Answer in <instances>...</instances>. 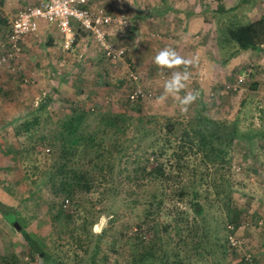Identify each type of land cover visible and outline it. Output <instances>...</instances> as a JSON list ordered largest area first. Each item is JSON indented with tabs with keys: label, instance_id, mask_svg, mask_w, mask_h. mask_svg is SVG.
Here are the masks:
<instances>
[{
	"label": "rangeland",
	"instance_id": "374dc122",
	"mask_svg": "<svg viewBox=\"0 0 264 264\" xmlns=\"http://www.w3.org/2000/svg\"><path fill=\"white\" fill-rule=\"evenodd\" d=\"M217 1L214 0L208 5L215 6ZM231 2L229 1V4ZM256 2L257 5H254ZM88 3L101 4L102 2L89 0ZM240 3L242 4L237 9L219 12L221 15L223 14L217 25V39L220 47L224 45H229L228 48L231 47L230 44L221 42L224 37L223 31L227 25L245 23L264 14L262 8L264 0L255 2L240 0ZM252 5H254L253 8ZM255 8L258 10L255 11ZM109 10L113 13L123 10L128 15V10L120 7L118 2ZM240 14L242 16H239ZM128 18L130 26L127 28L116 26L109 28L108 41L112 45L125 48V51L117 58L108 57L94 37L86 32L85 38L75 40L74 44L68 48L56 47L54 53L60 52L56 63L49 60V63L44 66H28V64L24 65L25 60L23 61L21 55L20 67L17 71H10L6 67L0 68V199L15 207L18 220H14L13 224L15 221L19 223L18 228L15 225L12 227L0 213V256L5 257L0 258V262L10 260L15 264H43L41 257L31 260L23 254L25 239L21 229L27 230L32 236L42 240L49 250H54L53 248L61 243V240L55 238V233L52 231L49 203L53 201L59 204L62 194L53 195L44 183H35L34 179L39 178L42 174V152L40 151L36 158V161L39 162L37 167L27 166L24 161L26 151L23 147L29 143L28 139L32 137L16 134L14 131L15 127L26 117L24 107L26 101L35 99L38 104L41 99L50 97L47 104L50 116H46L44 114L46 111H44L40 121V127L44 126L45 128L54 125L57 118L69 110L70 97H73L76 103L93 105L91 104L93 99L86 96L89 89H95L94 93L99 94L100 98L97 103L103 107L119 108L123 106L134 112L131 105L133 102L130 103L126 94L129 93L131 87L132 82L129 74L132 72L138 74L140 85L152 91L151 95L135 104L141 113H165L186 119L192 117L195 110L199 109L198 103L202 101L199 98L189 107L186 114H181L178 103L172 97H168L164 101L159 99L163 91L162 85L171 70L166 72V69L153 68V56L146 59V55L153 50L149 48L143 38L133 34L132 20L129 15ZM192 38L196 40L194 35ZM142 42L146 47L148 46L146 49L141 47ZM194 45L197 44L194 42L190 47L196 53ZM222 49L219 48V52L216 54L218 58L215 59L224 61L223 58L227 56L228 52ZM188 51L191 52L190 49ZM34 53L35 58L38 57V52ZM49 56L48 51L47 59ZM251 62L244 64L241 69L247 68ZM251 66L252 72L247 74L241 85L242 89L243 87L245 89L248 83V88L251 91L248 94L242 93L243 89L236 98V102L244 99L246 94H250L252 98L248 99L246 96L247 101H251L252 106L255 104L257 106L263 103L262 99H264V68L255 69L254 63ZM255 74H258L257 78H255ZM229 76L230 78L225 80L226 82L233 81L235 75L231 73ZM24 77H27L28 80L24 81ZM121 77L131 83L118 84ZM99 79L102 82H98ZM252 82L256 84L255 87L251 86ZM110 83L111 86H109ZM196 84L195 82L189 83V88L196 91L199 86ZM222 90L228 91L226 94L231 96L239 93V90H225L224 87ZM232 100L236 105L234 99ZM230 106L229 111H234L236 107H233V103ZM250 111L252 117L258 115L257 109L255 113L252 108ZM209 115L211 116V113ZM228 116L229 113L226 112L223 118L231 119ZM250 121L253 122L252 119ZM246 125L247 123L242 124V127L245 128ZM245 141V139L236 141L231 148L232 204L241 208L239 216L230 218L223 205L213 202V199H211L212 202H207L204 195L199 198L200 203L204 205L200 214L193 211L189 196L182 200H175V205L186 210L189 220L195 218L199 222L196 225L197 233L202 236V246L199 248L201 253L196 254L199 264H264V244L262 248L261 243L264 241V195L261 193L264 182V170L261 166L264 167V161H259L262 155L259 149L254 147L250 152ZM36 147L42 150L41 145L38 144ZM251 153L259 155V158L254 162L255 168L249 159ZM117 173L118 167L116 166L108 184H106L107 189H105L104 198L101 201L96 198V192L90 193L89 198H83L86 208L82 210L96 220L92 229L103 230L101 250L107 253V257L102 259L104 256L99 253L98 259L100 260L96 264L129 263L130 254L133 252V231L143 216L145 208L149 207L150 196L148 194L150 195L158 187L153 180L146 178L139 181L141 184L138 189L132 191L129 189L130 183ZM170 202L171 200H167L165 204ZM70 203V198H68L67 205L64 207H69ZM196 208L200 207L197 205ZM229 234L238 239V247L235 248L228 243ZM175 242L176 239H171V245H174ZM256 243L259 248L255 247ZM188 244L192 245L191 242ZM22 255L23 258L20 259L19 256ZM80 264H88V262L82 261Z\"/></svg>",
	"mask_w": 264,
	"mask_h": 264
},
{
	"label": "trees",
	"instance_id": "16d2710c",
	"mask_svg": "<svg viewBox=\"0 0 264 264\" xmlns=\"http://www.w3.org/2000/svg\"><path fill=\"white\" fill-rule=\"evenodd\" d=\"M223 33L221 42L231 45L220 47L228 52L224 60L240 49H261L264 14L245 23L227 25ZM253 63L248 65L249 73ZM122 82L129 81L121 77L118 84ZM131 82L130 90L134 86ZM130 90L126 94L130 103L133 102L134 112L123 106L103 107L97 103L99 94L89 89L86 96L93 99V105L76 103L70 97L69 110L48 128L40 127V121L44 111L50 116L47 110L50 97L38 104L33 99L26 101V117L14 129L16 134L32 137L23 147L24 161L31 168L37 167L36 158L41 151L42 174L34 179L35 183H44L53 195L62 194L59 204L49 203L52 231L61 243L49 250L42 240L21 229L25 239L23 254L27 258L41 257L43 264L82 261L96 264L99 253L104 256L102 259L107 257L101 250L103 230L92 229L96 220L82 210L86 208L83 198L96 192V198L101 201L116 166L117 174L130 183L132 191L146 178L158 185L148 194L149 207L133 231V252L128 264H199L196 257L202 246V236L196 230L199 222L195 218L189 220L186 210L174 204L176 199L189 196L193 211L200 214L204 205L199 198L204 195L207 202L213 199L223 205L230 218L239 216L241 208L232 204L231 148L234 142L259 134L250 126L251 122L242 127L248 117L244 114L232 119L213 117L203 108L186 119L165 113H141L135 104L143 98L131 99ZM38 144L42 150L36 147ZM68 198L71 203L64 207ZM167 200L171 202L165 204ZM0 213L14 227L13 221L18 220L15 207L0 199ZM171 239H176L174 245ZM0 264L15 262L5 260Z\"/></svg>",
	"mask_w": 264,
	"mask_h": 264
},
{
	"label": "crops",
	"instance_id": "0c3cea01",
	"mask_svg": "<svg viewBox=\"0 0 264 264\" xmlns=\"http://www.w3.org/2000/svg\"><path fill=\"white\" fill-rule=\"evenodd\" d=\"M33 1L0 0V52L3 50V42L6 39L10 21L20 8ZM100 1L108 10L111 6H115L116 2H118L120 7L128 10V15L132 20L133 34L135 33L137 37L143 38L144 42L153 50V52L146 55V59L147 57L151 58V56L154 58L156 52L166 46L175 48L181 56L186 58H198L197 63L191 67L192 76L189 81L190 84L195 82L197 86L199 85L196 91L199 92V100L202 101L198 103V108H203L205 113H211V116L219 118H223L226 112L229 113L228 117L231 119L238 115L243 117L246 115L248 118L247 120L245 119L244 124L250 123L252 119L253 122H251L250 126L259 134L253 135L248 140L246 139L245 143L250 152L254 147H257L262 155L259 158L258 154L251 153L249 159L253 163V168H255L254 162L258 158L259 161H264V134H260L262 133L260 131H264V99H262L263 103L252 106L253 103L247 101L252 98L250 94L247 95L251 91L248 88V83L245 89L243 87V92L242 89L234 96L227 95L228 91L222 90L225 80L230 78L229 75L233 73L236 76L239 73L238 71H241V67L247 62H254L255 69L264 68V44L261 49H240L235 55L226 58L224 61L215 59L218 58L216 54L220 48L217 39V25L219 18L223 15L219 12L237 9L242 4L240 0H234V2H231V0H218L215 6H209L208 4L210 3L204 0H131V3L128 0ZM229 1L231 2L230 4ZM253 1L255 2L256 0ZM254 5H257V2ZM254 5H252V8ZM262 6L264 9V5ZM256 10L258 9L255 8ZM239 16L242 15L240 14ZM73 32L74 40L85 38L88 33L75 24L73 25ZM193 35L196 40L192 38ZM63 39L62 33L54 23L41 20L37 30L25 35L21 40V55L23 61L25 60L24 65L44 66L49 63V60L56 63V58H58L60 52L58 54L54 52L56 47H64ZM144 42L141 43V47L146 49L148 46L146 47ZM194 42L197 44L194 45L196 53L190 47ZM189 49L191 52L188 51ZM48 51L50 56L47 59L46 53ZM34 52H38V57L35 58ZM152 53L153 55H151ZM257 64L261 65L258 66ZM153 68L160 69L155 65L154 61ZM167 71L169 69H166ZM257 77L258 74H255V78ZM255 85L252 82L251 86L255 87ZM189 90H192V88H189ZM241 92L247 93L248 99L244 96V99L236 102V98ZM232 99H234L236 105ZM231 103H233V107H236L234 111H229ZM251 108L254 113L257 109L258 115L252 117ZM261 168L264 170V167L261 166ZM252 171L255 172L254 170ZM251 175L256 176L254 173H251ZM262 186L261 193L264 195V182ZM261 243L263 248L264 241ZM255 247L259 248L257 243Z\"/></svg>",
	"mask_w": 264,
	"mask_h": 264
},
{
	"label": "built area",
	"instance_id": "2783aa9c",
	"mask_svg": "<svg viewBox=\"0 0 264 264\" xmlns=\"http://www.w3.org/2000/svg\"><path fill=\"white\" fill-rule=\"evenodd\" d=\"M89 0H34L20 8L10 21L3 50L0 52V68L17 71L20 67L22 54L21 40L29 33L37 30L41 20L54 23L63 35V45L68 48L74 41L73 25H77L90 33L111 58L119 57L124 51L123 46L112 45L108 41L109 28H127L130 26L128 15L123 11L111 12L103 4H89ZM212 2L214 0H204ZM251 68L245 67L235 79L227 82L224 87L232 90H242V84ZM129 78L134 82L130 90V98H145L151 95V89L144 88L138 83V74L130 73ZM28 80L24 77V81ZM34 103L37 101L34 99ZM228 239L235 248L239 246L238 239L229 234Z\"/></svg>",
	"mask_w": 264,
	"mask_h": 264
},
{
	"label": "clouds",
	"instance_id": "9594fccd",
	"mask_svg": "<svg viewBox=\"0 0 264 264\" xmlns=\"http://www.w3.org/2000/svg\"><path fill=\"white\" fill-rule=\"evenodd\" d=\"M128 2L131 3V0ZM197 60L196 57L181 56L175 48L167 46L158 50L153 58L158 68L172 70L162 85L163 91L159 99L164 101L172 97L178 103L181 114H186L189 107L199 98L198 91L189 90V81L192 76L190 69ZM94 231L98 230L94 228Z\"/></svg>",
	"mask_w": 264,
	"mask_h": 264
},
{
	"label": "water",
	"instance_id": "95a60500",
	"mask_svg": "<svg viewBox=\"0 0 264 264\" xmlns=\"http://www.w3.org/2000/svg\"><path fill=\"white\" fill-rule=\"evenodd\" d=\"M14 225L16 226V228L19 227V223L17 221L14 222Z\"/></svg>",
	"mask_w": 264,
	"mask_h": 264
}]
</instances>
